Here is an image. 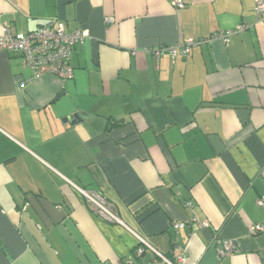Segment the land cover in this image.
Masks as SVG:
<instances>
[{
  "label": "crops",
  "instance_id": "1",
  "mask_svg": "<svg viewBox=\"0 0 264 264\" xmlns=\"http://www.w3.org/2000/svg\"><path fill=\"white\" fill-rule=\"evenodd\" d=\"M181 1L0 0V32L89 33L64 83L0 51V264H165L135 257L133 232L180 264H264V20L255 0ZM240 24L227 44L151 53ZM216 239L238 249L219 259Z\"/></svg>",
  "mask_w": 264,
  "mask_h": 264
},
{
  "label": "built area",
  "instance_id": "2",
  "mask_svg": "<svg viewBox=\"0 0 264 264\" xmlns=\"http://www.w3.org/2000/svg\"><path fill=\"white\" fill-rule=\"evenodd\" d=\"M172 4L177 9L184 7L181 0H172ZM253 12L257 20H264V0H255ZM106 22L111 23V19H107ZM244 29L245 26L240 24L234 29L217 32L207 38H187L178 44L160 47L151 51V53L155 59L164 54H168L172 60L178 56L185 57L189 55L192 47L214 39H219L224 44H227L231 36L240 33ZM88 37V31H68L65 23L57 20L49 21L27 34L17 33L10 27H2L0 32V51L18 55L33 78L39 79L46 75H52L64 83L73 78L74 70L70 60L74 47L83 44ZM76 189L83 197L88 208L101 219L109 223L123 225L114 206L99 193L86 191L79 187ZM186 205L189 207L191 203L188 202ZM256 205L264 208V195L256 199ZM192 222H196L202 227L207 226L206 222L199 223L196 218H192L190 223ZM185 227L184 223L173 226L175 230L184 229ZM263 229L264 226L258 224L252 228V231L258 233L263 231ZM133 234L138 242L134 250L135 257L139 258L145 252H150L165 264H180L184 261L182 256H179L176 262L168 260L152 247L144 236L134 232ZM216 244L218 245L217 254L219 259L238 249V243L235 240L221 241L216 239Z\"/></svg>",
  "mask_w": 264,
  "mask_h": 264
},
{
  "label": "water",
  "instance_id": "3",
  "mask_svg": "<svg viewBox=\"0 0 264 264\" xmlns=\"http://www.w3.org/2000/svg\"><path fill=\"white\" fill-rule=\"evenodd\" d=\"M75 119H77V116H74Z\"/></svg>",
  "mask_w": 264,
  "mask_h": 264
}]
</instances>
